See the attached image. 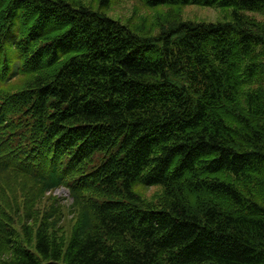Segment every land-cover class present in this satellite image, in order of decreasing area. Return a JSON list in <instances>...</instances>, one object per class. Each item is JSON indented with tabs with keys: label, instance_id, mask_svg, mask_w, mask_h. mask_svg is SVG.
I'll use <instances>...</instances> for the list:
<instances>
[{
	"label": "trees",
	"instance_id": "trees-1",
	"mask_svg": "<svg viewBox=\"0 0 264 264\" xmlns=\"http://www.w3.org/2000/svg\"><path fill=\"white\" fill-rule=\"evenodd\" d=\"M141 1L229 13L145 32L110 0H0V264H264V0ZM63 184L59 243L62 204L39 203Z\"/></svg>",
	"mask_w": 264,
	"mask_h": 264
},
{
	"label": "rangeland",
	"instance_id": "rangeland-1",
	"mask_svg": "<svg viewBox=\"0 0 264 264\" xmlns=\"http://www.w3.org/2000/svg\"><path fill=\"white\" fill-rule=\"evenodd\" d=\"M76 2H81L84 4H89L91 6L97 7L98 9H104L103 6L98 4V0H74ZM107 12L113 16L119 17L123 21H129L133 26H137L138 29H142L145 32H157L158 28L166 27L178 21L179 19H191V20H224L228 18L229 9L220 6H210L201 4H185V5H159V6H148L141 0H110L108 3ZM249 15L254 16L259 20L264 27V9L256 11H246ZM32 18L30 17L28 22L30 23ZM140 29V30H141ZM19 36H17L18 38ZM8 58L11 60L10 67L11 73L15 69V61L18 60V56L15 54V43L12 39V32H9L8 37H3L0 40V59ZM50 67H43L41 69L35 70L33 72L25 74H16L12 76L11 83H13V89L23 87L27 80L35 74H42L50 71ZM28 80V81H29ZM1 142V138H0ZM10 146L6 148V153L9 151ZM21 180L15 178L12 180L7 188H11L16 192L20 190ZM135 191L144 200V203L161 204L167 199L162 191L160 183L151 184L149 186H144L138 183L134 186ZM58 197L59 202L62 204L61 209L64 210V217L66 220L61 221L62 225L57 227L54 231V237L59 240L65 239L68 235V229L72 224L73 218L75 216L74 209L75 206L71 205L73 197L69 193V189L66 185H60L55 187L51 191H47L42 197V201L39 206L47 205L48 201L44 196H48L53 199V196ZM202 199L201 195H197L196 199ZM195 199V201H196ZM215 200L226 199L219 195L214 197ZM17 200L21 201V198L17 195ZM192 200L191 202L197 204ZM59 213V212H57Z\"/></svg>",
	"mask_w": 264,
	"mask_h": 264
}]
</instances>
